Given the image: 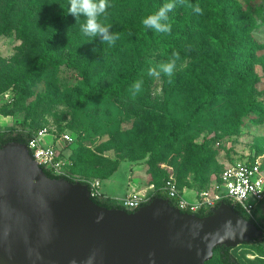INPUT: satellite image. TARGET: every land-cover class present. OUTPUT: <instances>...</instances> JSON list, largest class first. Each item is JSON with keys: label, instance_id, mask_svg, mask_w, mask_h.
<instances>
[{"label": "rangeland", "instance_id": "obj_1", "mask_svg": "<svg viewBox=\"0 0 264 264\" xmlns=\"http://www.w3.org/2000/svg\"><path fill=\"white\" fill-rule=\"evenodd\" d=\"M165 2L110 0L107 23L119 39L109 46L99 38L87 43L75 18H63L68 0H15L6 16L7 0H0L1 129L67 132L65 176L102 182L122 164L118 175L128 167L147 198L173 176L193 201L225 167L264 164V0H185L171 31L149 41L142 20ZM34 3L44 7L30 16ZM173 53L181 59L171 78L147 75ZM140 79L143 89L133 97ZM109 186H100L104 196L125 190L120 178L111 185L115 195ZM254 222L264 233V204ZM231 254L242 264H264V241ZM207 264H217V251Z\"/></svg>", "mask_w": 264, "mask_h": 264}, {"label": "water", "instance_id": "obj_2", "mask_svg": "<svg viewBox=\"0 0 264 264\" xmlns=\"http://www.w3.org/2000/svg\"><path fill=\"white\" fill-rule=\"evenodd\" d=\"M262 234L225 202L202 217L165 198L108 209L85 183L46 176L25 144L0 148V264H206Z\"/></svg>", "mask_w": 264, "mask_h": 264}, {"label": "built area", "instance_id": "obj_3", "mask_svg": "<svg viewBox=\"0 0 264 264\" xmlns=\"http://www.w3.org/2000/svg\"><path fill=\"white\" fill-rule=\"evenodd\" d=\"M0 131H3L0 127ZM72 138L67 132L53 134L47 129L38 130L27 141V149L33 160L42 168L49 169L56 176L64 175L62 154ZM65 176V175H64ZM91 198L104 196L100 192L101 181L92 180L85 183ZM158 192L175 203L182 212L195 214L208 212L221 202L228 201L232 207L239 208L245 215L255 220V212L264 202V164L261 161H244L233 163L220 172L218 181L210 189L196 193L195 201H188L183 195L176 179L167 177L162 185L154 189L152 195ZM141 191H133L125 197L115 199L120 209L135 211L151 200Z\"/></svg>", "mask_w": 264, "mask_h": 264}, {"label": "clouds", "instance_id": "obj_4", "mask_svg": "<svg viewBox=\"0 0 264 264\" xmlns=\"http://www.w3.org/2000/svg\"><path fill=\"white\" fill-rule=\"evenodd\" d=\"M185 0H167L157 11L143 18L142 24L146 29H150L155 33H169L171 31V23L169 13H171L177 5H183ZM113 5L110 0H68L67 8L64 9L65 15H71L75 18L76 24H79L80 32L88 38V42L99 38L101 44L112 46L119 39V34L111 31L112 25L107 23L109 9ZM197 14L201 13L198 5H189ZM178 53H173L171 59L163 62L156 67H150L147 75L160 79L161 74L171 78L177 70L180 61ZM143 89V80H137L130 88L132 96L135 97ZM72 264H76L75 261ZM90 264V262H89Z\"/></svg>", "mask_w": 264, "mask_h": 264}, {"label": "trees", "instance_id": "obj_5", "mask_svg": "<svg viewBox=\"0 0 264 264\" xmlns=\"http://www.w3.org/2000/svg\"><path fill=\"white\" fill-rule=\"evenodd\" d=\"M151 0H145V2H150ZM15 3V0H7V4H6V7H5V16L9 14V8L12 4ZM44 6H38L36 3L34 4H31L29 6V15L30 16H35ZM177 8V7H176ZM174 9L171 13H169V17H170V22H172L174 20V15H176V12H177V9ZM66 10V9H65ZM62 16L64 19H66V17L68 15H65L64 14V10L62 11ZM156 34V39L160 36H162V33H155L154 31L150 30V29H146L142 35L148 39L149 41H152L154 40V35ZM155 39V41H156ZM154 41V42H155ZM46 44V48L49 47V44L50 42L49 41H46L45 42ZM148 54V50H144L140 56L138 57L137 59V63L135 64V67H137L145 58V56ZM209 103V100L208 99H205L203 100L202 102H200L199 104H197L193 110V113H192V118L196 117L197 115L200 114V112L202 111L203 108H205ZM37 130L36 129H26V127H12L11 129L7 130V131H0V148L5 145L6 143H9V142H19V143H22V144H27V141L34 135V133H36ZM44 173L46 176H48L49 178H64V179H67L68 181L70 182H74L73 180H71L70 178H68L67 176H64V175H61V176H56L54 174H52V172L49 170V169H46L44 167H42ZM115 171V170H114ZM114 171H112L110 174H107L106 176H104L102 178L103 179H106L108 178ZM177 181V180H176ZM82 183H85V182H82ZM163 183V182H162ZM177 184L179 186L180 189H182L177 181ZM162 185V184H161ZM153 198H165L167 199V197L165 195H162L158 192H155L151 199ZM97 205L99 206H102V207H105V208H108V209H111V208H120L117 206L116 204V201L115 199H111L109 197H105V196H101V197H97V198H91ZM170 201V204L172 206L175 207V203L173 200L169 199ZM225 203L227 204H230L228 201H224ZM264 204V202L261 203V205ZM261 205L259 206V208L261 207ZM259 208L257 209V211L259 210ZM233 209L235 210V212L237 214H239L243 219L247 220V221H250L252 222L253 224H255L254 220H252L250 217H248L247 215H245L239 208L237 207H233ZM257 211L255 212V217H256V213ZM128 212H131V211H128ZM211 213V211H208V212H202V211H199V212H196L195 214L197 216H207ZM261 240L264 241V236L261 237ZM256 241L258 240H255L254 242L248 244V245H240V246H243V247H246V246H249V245H253V243H255ZM219 249H222L224 251L223 254L221 255H217V264H242L241 261H239L237 258H235L231 253H230V248H226L224 246H219V247H216L213 251V255L216 251H219ZM213 259V257H212ZM212 259L210 261H212ZM209 261V262H210ZM208 262V263H209ZM207 264V263H206Z\"/></svg>", "mask_w": 264, "mask_h": 264}, {"label": "crops", "instance_id": "obj_6", "mask_svg": "<svg viewBox=\"0 0 264 264\" xmlns=\"http://www.w3.org/2000/svg\"><path fill=\"white\" fill-rule=\"evenodd\" d=\"M1 122V121H0ZM3 130V129H2ZM122 164H120L117 169L106 179H103L102 182H101V185L105 183H108L110 186L107 188V192L110 193V194H114L112 188H111V185L113 186L115 184V182H117V179H121L123 181V185L125 187V190L123 192V194H121L120 196H112V195H109L107 194V196L105 197H109L111 199H119V198H122V197H125L126 195L132 193L133 191H136L137 190V183H134L132 182L130 179H131V176H130V171H129V168L127 167V173L126 174H123V175H118V171L120 169ZM138 191V190H137ZM184 192H186L185 190H183V195H184ZM195 196H194V199L193 201H195L196 199V192H194ZM190 201V200H188Z\"/></svg>", "mask_w": 264, "mask_h": 264}, {"label": "flooded vegetation", "instance_id": "obj_7", "mask_svg": "<svg viewBox=\"0 0 264 264\" xmlns=\"http://www.w3.org/2000/svg\"><path fill=\"white\" fill-rule=\"evenodd\" d=\"M231 250L232 249H230V253H231ZM224 253V251L222 250V249H219V251H217V255L219 256V255H221V254H223Z\"/></svg>", "mask_w": 264, "mask_h": 264}]
</instances>
